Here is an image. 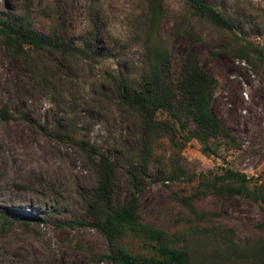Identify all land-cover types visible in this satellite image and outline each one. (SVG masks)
Here are the masks:
<instances>
[{"label": "rangeland", "instance_id": "obj_1", "mask_svg": "<svg viewBox=\"0 0 264 264\" xmlns=\"http://www.w3.org/2000/svg\"><path fill=\"white\" fill-rule=\"evenodd\" d=\"M162 2L164 16L155 36L170 40L183 3ZM246 2L244 9L255 13L259 25L244 27L246 38L264 47V0ZM144 7L143 0H0V15L20 12L39 29L91 50L78 48L70 60L55 65L45 59L44 66L34 68L0 44V106L7 104L10 115L0 116V211L13 214L12 225H0V264H108L105 238L88 224L84 202L97 184L99 156L117 153L122 159L135 148L112 84L119 74L132 76L139 70ZM173 42L176 54L193 51L201 68L215 76L210 110L241 144L207 156L193 139L178 150L180 163L189 173L232 167L252 183L264 179V66L231 57L210 28L192 45L180 35ZM59 133L72 139L63 141ZM158 145L154 156L165 164L177 146L166 135ZM119 173L125 197L128 185ZM174 192H187L184 179H151L140 211L168 216L169 208L177 209ZM196 204L218 209L221 221L239 227L240 237H255L256 224L264 219L258 203L242 196L220 199L208 192ZM186 243L189 264H217L221 259L220 241L213 236H190Z\"/></svg>", "mask_w": 264, "mask_h": 264}, {"label": "trees", "instance_id": "obj_2", "mask_svg": "<svg viewBox=\"0 0 264 264\" xmlns=\"http://www.w3.org/2000/svg\"><path fill=\"white\" fill-rule=\"evenodd\" d=\"M143 1L139 70L132 76L119 74L112 84L114 98L131 125L135 148L122 159L117 153L99 156L97 184L84 202L88 224L105 238L103 258L108 264H189L188 237L207 235L220 241L217 264H264V219L256 224L255 237H240L239 227L221 221L218 209L196 204L208 192L220 199L242 196L258 203L264 215V179L252 183L248 175L232 167L218 173H189L180 163L178 150L193 139L207 156L217 154L220 147L236 149L241 144L210 110L215 76L201 68L193 51L179 55L173 50L175 37L184 36L192 45L202 41L210 28L231 57L264 66V47L247 39L243 29H259L255 13L244 9L246 0H181L183 12L169 40L155 36L164 16L162 0ZM34 23L20 12L0 15V44L24 64L37 68L35 65L44 66L43 60L49 59L59 65L70 60L78 48L90 53L86 44L80 47ZM8 112V105L2 104L0 116L7 119ZM163 135L177 146L165 164L157 163L154 156ZM56 136L63 141L72 139L66 133ZM120 171L128 185L125 197L119 187ZM151 179L163 183L185 180L187 192L172 193L177 209L169 208L168 216H145L140 211L141 195ZM12 215L0 211V225H12ZM19 218L24 224L29 222L28 217Z\"/></svg>", "mask_w": 264, "mask_h": 264}]
</instances>
